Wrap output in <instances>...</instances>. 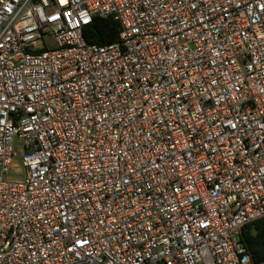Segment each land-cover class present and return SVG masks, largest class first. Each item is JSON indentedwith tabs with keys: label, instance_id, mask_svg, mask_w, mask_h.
<instances>
[{
	"label": "built area",
	"instance_id": "built-area-1",
	"mask_svg": "<svg viewBox=\"0 0 264 264\" xmlns=\"http://www.w3.org/2000/svg\"><path fill=\"white\" fill-rule=\"evenodd\" d=\"M69 4L0 0V264H264V0Z\"/></svg>",
	"mask_w": 264,
	"mask_h": 264
},
{
	"label": "trees",
	"instance_id": "trees-1",
	"mask_svg": "<svg viewBox=\"0 0 264 264\" xmlns=\"http://www.w3.org/2000/svg\"><path fill=\"white\" fill-rule=\"evenodd\" d=\"M119 23L111 17L94 16L85 25L82 34L91 44H110L119 38ZM240 239L245 243L254 262L264 260V216L246 224L240 233Z\"/></svg>",
	"mask_w": 264,
	"mask_h": 264
},
{
	"label": "snow or ice",
	"instance_id": "snow-or-ice-1",
	"mask_svg": "<svg viewBox=\"0 0 264 264\" xmlns=\"http://www.w3.org/2000/svg\"><path fill=\"white\" fill-rule=\"evenodd\" d=\"M59 2H60L61 5L69 4V0H59ZM69 6H71V5L69 4ZM72 15H74L73 12H68V13H67V16H68L69 18H71ZM53 19H55V17H53ZM0 123H4V121H3V120H0ZM85 243H86V242H85Z\"/></svg>",
	"mask_w": 264,
	"mask_h": 264
},
{
	"label": "rangeland",
	"instance_id": "rangeland-1",
	"mask_svg": "<svg viewBox=\"0 0 264 264\" xmlns=\"http://www.w3.org/2000/svg\"><path fill=\"white\" fill-rule=\"evenodd\" d=\"M15 142H17V141H15ZM154 264H161L160 262H157V263H154Z\"/></svg>",
	"mask_w": 264,
	"mask_h": 264
}]
</instances>
